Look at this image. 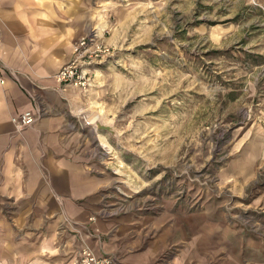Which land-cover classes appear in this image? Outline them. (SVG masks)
I'll use <instances>...</instances> for the list:
<instances>
[{
    "label": "rangeland",
    "instance_id": "374dc122",
    "mask_svg": "<svg viewBox=\"0 0 264 264\" xmlns=\"http://www.w3.org/2000/svg\"><path fill=\"white\" fill-rule=\"evenodd\" d=\"M126 2L132 24L117 44L100 31L112 53L77 87L95 99L77 119L90 222L120 223L146 264H264V0Z\"/></svg>",
    "mask_w": 264,
    "mask_h": 264
},
{
    "label": "crops",
    "instance_id": "0c3cea01",
    "mask_svg": "<svg viewBox=\"0 0 264 264\" xmlns=\"http://www.w3.org/2000/svg\"><path fill=\"white\" fill-rule=\"evenodd\" d=\"M134 14L126 0H0V264H74L86 244L125 264L149 262L120 223L90 222L99 181L77 119L95 99L56 78L76 41L113 26L107 41L117 44ZM29 110L41 115L17 127ZM64 212L80 233L60 230Z\"/></svg>",
    "mask_w": 264,
    "mask_h": 264
},
{
    "label": "built area",
    "instance_id": "2783aa9c",
    "mask_svg": "<svg viewBox=\"0 0 264 264\" xmlns=\"http://www.w3.org/2000/svg\"><path fill=\"white\" fill-rule=\"evenodd\" d=\"M113 46L106 43L97 30L83 36L75 42L74 56L68 64L56 74L63 85H72L89 90L96 80L95 68L112 53ZM41 115L40 111L23 113L13 118L17 127L24 128L33 124ZM74 264H117L115 258L109 255L96 254L89 247H84L78 253Z\"/></svg>",
    "mask_w": 264,
    "mask_h": 264
}]
</instances>
